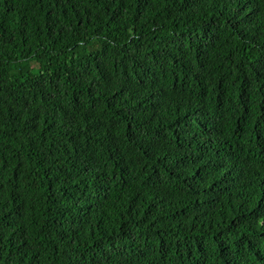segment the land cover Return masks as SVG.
Listing matches in <instances>:
<instances>
[{"label": "trees", "instance_id": "16d2710c", "mask_svg": "<svg viewBox=\"0 0 264 264\" xmlns=\"http://www.w3.org/2000/svg\"><path fill=\"white\" fill-rule=\"evenodd\" d=\"M0 264H264V0H0Z\"/></svg>", "mask_w": 264, "mask_h": 264}]
</instances>
